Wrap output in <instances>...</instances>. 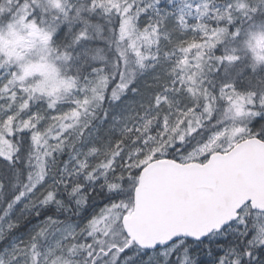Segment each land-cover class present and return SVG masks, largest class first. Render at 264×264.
Returning a JSON list of instances; mask_svg holds the SVG:
<instances>
[{
    "label": "snow or ice",
    "instance_id": "obj_1",
    "mask_svg": "<svg viewBox=\"0 0 264 264\" xmlns=\"http://www.w3.org/2000/svg\"><path fill=\"white\" fill-rule=\"evenodd\" d=\"M0 264H264V0H0Z\"/></svg>",
    "mask_w": 264,
    "mask_h": 264
}]
</instances>
